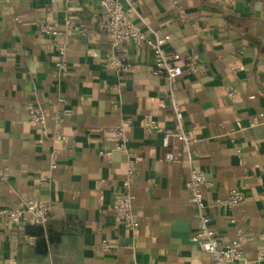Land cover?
<instances>
[{
    "label": "crops",
    "instance_id": "0c3cea01",
    "mask_svg": "<svg viewBox=\"0 0 264 264\" xmlns=\"http://www.w3.org/2000/svg\"><path fill=\"white\" fill-rule=\"evenodd\" d=\"M130 1L150 38L169 36L168 51L198 62L171 90L152 77L147 48L113 49L136 65L132 74L103 68L112 47L97 27L100 0H0V169L8 175L0 180V209L50 207L43 229L11 226L0 216V264H211L192 241L198 218L185 188L190 166L211 184L202 191L203 212L218 246L229 247L240 232L248 239L241 246L247 264L264 251V0ZM66 17L87 34H69L61 72V38L42 34L39 22L62 28ZM170 92L183 132L195 139L191 165L179 143L165 149L162 134L142 128L149 116L175 129ZM28 105L42 109L47 138L30 122ZM123 119L130 120L126 153L110 132ZM55 131L66 139L53 138ZM166 151L178 163L164 162ZM129 158L136 163L134 233L115 223L112 211ZM231 189L244 201L216 206Z\"/></svg>",
    "mask_w": 264,
    "mask_h": 264
},
{
    "label": "built area",
    "instance_id": "2783aa9c",
    "mask_svg": "<svg viewBox=\"0 0 264 264\" xmlns=\"http://www.w3.org/2000/svg\"><path fill=\"white\" fill-rule=\"evenodd\" d=\"M70 3V0H65ZM223 3H228L223 1ZM232 4V3H231ZM135 5L130 0H100V15L97 20V27L109 39L112 50L104 54L102 66L105 70L114 73L115 75L132 74L136 65L124 59L117 54L113 49L123 43H131L134 49L139 50L147 48L152 54V77L163 80L166 85L171 88L173 83L183 74V69L188 73H195L199 67L198 62L192 56L181 57L180 55L168 51L166 46L170 41L169 36L160 37L154 33V37L150 38L145 30L144 23H136ZM39 30L42 34L53 37L54 39L61 38L55 42V50L60 58L56 65L58 71H65L67 65L64 62L67 49V39L69 34L86 36L87 31L78 25L72 18L66 17L63 20L62 28H59L56 23H48L45 20L39 22ZM171 90V89H170ZM232 94H230L231 96ZM169 99L172 103V109L176 127L174 130L167 132L160 128L155 121L146 116L142 119V128L147 133L162 134L161 144L165 149L169 148L170 141L179 143L185 150L189 164L192 161L193 153L189 147L195 142V139L186 135L183 132V116L177 105L175 104L172 92L169 94ZM30 122L39 129V133L43 138H47L46 120L42 109L39 106L28 105L26 107ZM69 111L62 112L63 115ZM130 124L129 119H123L118 125L110 130L113 134L112 139L117 142L116 149L122 153L125 150V129ZM66 138L58 131H55L53 138ZM101 156L109 158L110 152L101 151ZM55 155H52L54 160ZM163 161L167 163H178V160L173 156L171 151H166L163 156ZM191 165V164H190ZM136 163L129 158L126 165L125 179L122 181V193L114 198L112 204L113 218L115 223L121 224L127 231L134 233L139 226L136 217L132 213L133 196L129 192L130 178L135 170ZM6 169H0V180L6 182ZM211 184L207 181L206 176L202 172L189 168L188 177L185 181V188L189 193V202L195 209L198 224L197 231L192 237V241L196 247L204 254L208 255L211 264H247L244 258L241 246L248 241L240 232L237 238L227 248L218 246L219 238L209 229L208 224L211 217L204 214L203 189L210 188ZM245 199L244 193L239 189H231L226 193L223 199L215 201L218 207L232 209L240 205ZM50 213V207L42 203L27 202L21 210L0 209V216L4 217L11 226L25 225H41L47 223ZM264 239V216H263V232ZM101 251L108 252L109 246L103 242L100 245ZM264 263V251H258L255 255L254 264Z\"/></svg>",
    "mask_w": 264,
    "mask_h": 264
},
{
    "label": "trees",
    "instance_id": "16d2710c",
    "mask_svg": "<svg viewBox=\"0 0 264 264\" xmlns=\"http://www.w3.org/2000/svg\"><path fill=\"white\" fill-rule=\"evenodd\" d=\"M27 226H36V227H39L40 229H43V226H41V225H27ZM43 231V230H42Z\"/></svg>",
    "mask_w": 264,
    "mask_h": 264
}]
</instances>
